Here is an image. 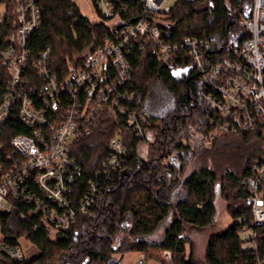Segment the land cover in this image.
Listing matches in <instances>:
<instances>
[{"label": "trees", "instance_id": "trees-1", "mask_svg": "<svg viewBox=\"0 0 264 264\" xmlns=\"http://www.w3.org/2000/svg\"><path fill=\"white\" fill-rule=\"evenodd\" d=\"M252 5V0L178 1L162 18L160 28L171 44L202 37L231 44L236 37L245 38L238 23L249 18ZM39 7L42 24L31 48L42 51L48 47L57 68L78 63L112 37L105 22L84 19L73 0H39ZM11 26L3 24L8 32ZM179 56L174 65L162 66L149 48L131 60L134 75L128 90L137 95L142 109L153 119L148 137L135 140L124 120L108 112L89 137L72 145L71 157L80 168L73 184L77 199L105 161L109 141L115 134L124 140V164L105 185L92 210L79 215L53 241L43 227L34 230L36 219L19 220L18 212L24 210L21 203H16V211L0 214L1 239L16 246L25 238L38 252L21 264H81L85 260L108 264L115 260L114 255L130 252L162 263L164 251L170 253L171 264H197L192 249L186 254L190 243L185 228L202 230L213 225L218 194L235 223L209 238L206 263L261 264L264 226L255 224L251 211L244 209L243 195H225L223 184L231 177L243 185L250 166L264 154L262 137L220 136L205 147L211 128L202 113L200 77L187 52L182 50ZM5 128L6 141L23 133L14 119ZM160 228H164L163 236L153 240ZM249 241L255 249H243ZM5 264L14 263L5 260Z\"/></svg>", "mask_w": 264, "mask_h": 264}, {"label": "built area", "instance_id": "built-area-1", "mask_svg": "<svg viewBox=\"0 0 264 264\" xmlns=\"http://www.w3.org/2000/svg\"><path fill=\"white\" fill-rule=\"evenodd\" d=\"M178 1L196 0H173L171 5L169 0H91L112 37L78 63L57 68L48 47L31 48L42 24L39 0H0V214L16 211L21 203L19 220L36 219L34 230L43 227L53 241L96 206L124 164L123 137L115 134L109 141L105 161L77 199L73 184L80 168L71 157L72 145L89 137L108 112L124 120L135 140L149 136L153 119L128 90L134 75L131 60L149 48L162 66L174 65L182 50L191 59L200 77L202 113L211 128L205 147L220 136L259 134L264 143V0H252L249 18L238 23L245 38L236 37L231 44L206 37L167 42L162 18ZM5 22L12 23L9 32ZM11 119L23 133L6 141ZM241 194L244 209L264 226V154L250 166ZM24 244L36 250L25 238L11 246L0 237V264L32 258ZM243 249H255L254 242ZM161 258L162 263H154L172 262L167 251ZM136 264L147 261L139 255Z\"/></svg>", "mask_w": 264, "mask_h": 264}, {"label": "rangeland", "instance_id": "rangeland-1", "mask_svg": "<svg viewBox=\"0 0 264 264\" xmlns=\"http://www.w3.org/2000/svg\"><path fill=\"white\" fill-rule=\"evenodd\" d=\"M73 2L78 8L80 15L84 19L92 23L100 21L99 17L95 13V10L91 4V0H73ZM172 2L173 0H169L168 5H171ZM2 13H3V7H0V15ZM143 150H145V147H143ZM223 186H224L223 193L225 195H229V197L231 198L237 197V195L241 193L242 185L236 183L231 177H228V179H226ZM215 205L217 209V215L212 226L202 230L192 229L189 227L185 228V232L190 243L189 246H186V254L189 252V249L190 250L192 249L194 256L197 260V264H207L205 260V253L209 238L214 234L225 231L235 223V221L230 219V217L227 215L225 208L226 204L223 198L220 196V194H218L217 198L215 199ZM163 233H164V228H160L156 232L153 240L161 239ZM29 247L30 246H28V248ZM29 250H30L29 253H32L33 258L38 255V252L35 249L30 247ZM120 258L121 255L119 254L114 255L115 260H119ZM138 259H139V254L134 252L126 253L122 256L119 264H136ZM147 264H155V263L153 261H147Z\"/></svg>", "mask_w": 264, "mask_h": 264}, {"label": "water", "instance_id": "water-1", "mask_svg": "<svg viewBox=\"0 0 264 264\" xmlns=\"http://www.w3.org/2000/svg\"><path fill=\"white\" fill-rule=\"evenodd\" d=\"M122 258V257H121ZM121 258L119 259V260H110L109 262H108V264H119L120 263V260H121ZM81 264H90V262L88 261V260H85V261H83Z\"/></svg>", "mask_w": 264, "mask_h": 264}]
</instances>
